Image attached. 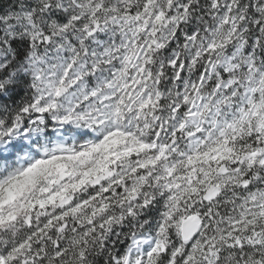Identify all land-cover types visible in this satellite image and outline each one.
<instances>
[{
    "label": "snow or ice",
    "instance_id": "obj_1",
    "mask_svg": "<svg viewBox=\"0 0 264 264\" xmlns=\"http://www.w3.org/2000/svg\"><path fill=\"white\" fill-rule=\"evenodd\" d=\"M0 264H264V0H0Z\"/></svg>",
    "mask_w": 264,
    "mask_h": 264
}]
</instances>
